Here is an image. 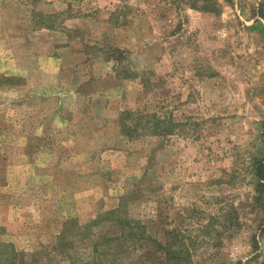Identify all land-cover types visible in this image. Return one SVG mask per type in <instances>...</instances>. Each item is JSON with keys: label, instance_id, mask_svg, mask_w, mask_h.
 Returning <instances> with one entry per match:
<instances>
[{"label": "rangeland", "instance_id": "rangeland-1", "mask_svg": "<svg viewBox=\"0 0 264 264\" xmlns=\"http://www.w3.org/2000/svg\"><path fill=\"white\" fill-rule=\"evenodd\" d=\"M0 30V243L19 264H96L80 236L123 204L199 235L200 264H264V0H0ZM127 111L175 132L129 135Z\"/></svg>", "mask_w": 264, "mask_h": 264}, {"label": "trees", "instance_id": "trees-1", "mask_svg": "<svg viewBox=\"0 0 264 264\" xmlns=\"http://www.w3.org/2000/svg\"><path fill=\"white\" fill-rule=\"evenodd\" d=\"M125 115L130 121L123 123L122 128L123 132L129 135L134 134L139 127L157 134L175 132L176 125H173L168 117H160L154 114L144 120L140 117L135 118L132 111H127ZM262 143L264 146V125ZM252 166L255 177L254 185L258 193L254 197L256 202L261 201L264 194V151L263 156L253 158ZM127 205L123 204L119 208L107 211L85 226L87 234L81 235L79 241L84 244L89 242L87 246L92 250V255L94 254L97 259L99 256L101 257L103 262L98 260L96 264H115L127 256L132 257L131 261L125 263L122 261V264H200V261L196 259L199 235H185L178 227H170L168 223L165 226L162 225L164 228L161 231V224L159 223L162 221H143L129 217ZM236 214L235 211L227 212L223 218L221 229H237L239 221L235 218ZM102 224H108V226L111 224L117 227L116 234L110 235L107 232H101V235L93 236V227ZM73 225L76 224L73 223ZM212 226L214 224L210 221L204 228L209 229ZM74 243L63 239L56 249L65 250L68 245ZM18 259L19 253L13 244L0 243V264H19ZM70 259L72 260V257Z\"/></svg>", "mask_w": 264, "mask_h": 264}, {"label": "crops", "instance_id": "crops-1", "mask_svg": "<svg viewBox=\"0 0 264 264\" xmlns=\"http://www.w3.org/2000/svg\"><path fill=\"white\" fill-rule=\"evenodd\" d=\"M1 31V30H0ZM1 33V32H0Z\"/></svg>", "mask_w": 264, "mask_h": 264}]
</instances>
